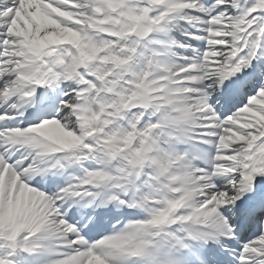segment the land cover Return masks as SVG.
<instances>
[{
  "label": "snow or ice",
  "instance_id": "1",
  "mask_svg": "<svg viewBox=\"0 0 264 264\" xmlns=\"http://www.w3.org/2000/svg\"><path fill=\"white\" fill-rule=\"evenodd\" d=\"M0 264H264V0H0Z\"/></svg>",
  "mask_w": 264,
  "mask_h": 264
}]
</instances>
